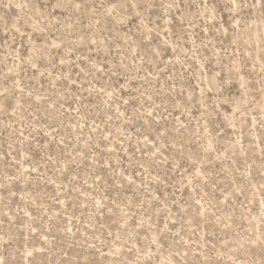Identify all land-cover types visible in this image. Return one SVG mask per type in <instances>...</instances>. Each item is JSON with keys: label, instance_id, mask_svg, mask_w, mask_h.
Listing matches in <instances>:
<instances>
[{"label": "rangeland", "instance_id": "374dc122", "mask_svg": "<svg viewBox=\"0 0 264 264\" xmlns=\"http://www.w3.org/2000/svg\"><path fill=\"white\" fill-rule=\"evenodd\" d=\"M0 264H264V0H0Z\"/></svg>", "mask_w": 264, "mask_h": 264}]
</instances>
